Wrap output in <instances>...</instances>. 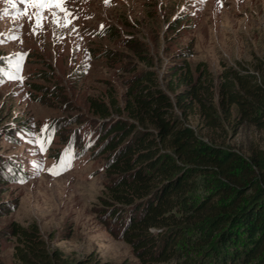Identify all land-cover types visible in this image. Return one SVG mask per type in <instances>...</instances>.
I'll use <instances>...</instances> for the list:
<instances>
[{"label":"rangeland","instance_id":"obj_1","mask_svg":"<svg viewBox=\"0 0 264 264\" xmlns=\"http://www.w3.org/2000/svg\"><path fill=\"white\" fill-rule=\"evenodd\" d=\"M63 9H43L37 26V9L27 0H0V157L24 173L16 181L0 178V260L17 264L15 221L36 223L49 249L74 260L140 264L110 216L117 203L107 189L102 123L120 117L136 124L124 106L132 79L145 70L174 101L171 68L185 61L193 78L205 62L218 102L225 68L253 71L264 61V0H65ZM43 85L52 92L45 102L36 99ZM91 98H113L121 111L104 117ZM174 113L183 115L177 106ZM185 121L243 155L264 144V127L248 121H223L218 131L198 112ZM42 132L52 134L46 153L36 143ZM191 249L179 247V263L198 255Z\"/></svg>","mask_w":264,"mask_h":264},{"label":"trees","instance_id":"obj_2","mask_svg":"<svg viewBox=\"0 0 264 264\" xmlns=\"http://www.w3.org/2000/svg\"><path fill=\"white\" fill-rule=\"evenodd\" d=\"M107 33L117 35L110 28ZM195 68V78L186 61L171 68L174 101L155 84L151 70L143 71L132 79L131 100L124 106L136 124L120 117L102 123L107 189L117 203L110 216L118 218L119 235L133 245L140 264H264V144L243 155L203 138L185 121L198 112L214 131L232 119L264 127V61L255 62L253 71L225 68L218 102L205 62ZM4 69L0 63V73ZM39 89L36 99L48 101L52 92L45 85ZM90 105L104 117L111 109L121 111L113 98L110 104L91 98ZM21 175L19 164L0 157L1 179L16 181ZM10 227L17 264H108L49 249L34 222L13 221ZM184 244L198 255L179 263Z\"/></svg>","mask_w":264,"mask_h":264},{"label":"snow or ice","instance_id":"obj_3","mask_svg":"<svg viewBox=\"0 0 264 264\" xmlns=\"http://www.w3.org/2000/svg\"><path fill=\"white\" fill-rule=\"evenodd\" d=\"M11 2V0H8ZM25 0H21V3H24ZM30 7H35L37 9L36 18H37V26H39V20L41 17V11L45 8L57 7L63 9V4L65 0H27ZM14 38V37H12Z\"/></svg>","mask_w":264,"mask_h":264}]
</instances>
